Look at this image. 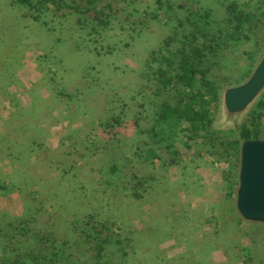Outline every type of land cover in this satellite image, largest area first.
<instances>
[{
  "label": "rangeland",
  "instance_id": "obj_1",
  "mask_svg": "<svg viewBox=\"0 0 264 264\" xmlns=\"http://www.w3.org/2000/svg\"><path fill=\"white\" fill-rule=\"evenodd\" d=\"M111 1L118 11L95 31L89 20L77 23L75 14L55 11L51 0L35 13L0 0V102L10 108L0 118L6 137L0 179L22 181L0 192V211L20 216L31 205L32 232L46 245L63 246L65 264L93 263V251L76 233L91 214L126 235L123 245L136 237L132 251L104 256L113 264H264L263 222L245 220L235 208L239 155L218 160L207 143L214 131L234 139L239 125H251L256 103H264V87L238 113H228L222 100L224 89L243 82L264 53V25L234 33L216 50H200L219 96L210 104L211 127L191 139L174 136L179 160L165 167L136 156L144 153L149 139L142 128L158 101L155 50L185 43L189 30L180 21L199 3L212 10L217 28L227 3L258 9L264 0H161L173 5L167 9L156 0ZM166 91L173 97V86ZM112 164L122 175L151 179L126 184ZM30 193L37 199H28ZM244 245L250 250L239 249Z\"/></svg>",
  "mask_w": 264,
  "mask_h": 264
},
{
  "label": "trees",
  "instance_id": "obj_2",
  "mask_svg": "<svg viewBox=\"0 0 264 264\" xmlns=\"http://www.w3.org/2000/svg\"><path fill=\"white\" fill-rule=\"evenodd\" d=\"M46 1L48 0H15L31 13L40 12V7ZM51 2L55 6V11L67 10L75 14L77 23L89 20L95 31L107 26L111 17L118 11L114 9L111 0H51ZM156 2L161 8L167 9L173 6L168 1L164 2V6L161 0ZM224 6L225 17L221 26L215 28L211 24L214 18L212 10L208 8L207 10L203 4H197L195 7L197 11L188 12L184 21H180L181 26L183 28L187 26L186 30H189L185 43H182L180 47L171 48L170 42H167L155 50L157 56L152 59L157 62V66L152 72V77L157 84L154 92L158 101L154 104L149 127L142 128L143 132H147L149 140H143L142 146L146 145L145 148L137 147L144 150L143 155L138 153L137 157L144 156L143 158H146L144 160L150 163L157 159L165 167L170 166L179 160V151L174 147L176 138L174 136L181 133L191 139L200 131L212 126L213 116L210 104L217 100L219 86L209 76L208 69L200 64V50L202 48L209 51L216 50L221 44H226L234 33L246 35L252 31V27L264 25V7L243 9L235 2H229ZM177 7L182 8L179 4ZM222 34H224L223 37ZM9 55L1 56V60L6 61ZM170 85L174 88V95L171 98L166 91ZM263 105L264 103H256L251 125L245 123L239 125L234 139L221 137L217 131L212 132L207 141L208 153L218 160L224 159L231 154L239 155L241 140L264 139V129L261 125V117L264 115V111L261 110ZM114 122H119L118 117ZM109 169L121 180H125L126 184L134 180L138 186L151 179L149 175L139 176L136 173L122 175L114 164L110 165ZM15 175L16 173L11 178ZM21 183L19 179L17 182L13 179L9 181L0 179V192L6 194L16 185L20 188ZM28 199L37 198L30 193ZM34 214L35 210L31 205L26 206L24 214L20 216L12 215L8 211H0V264H65L67 257L64 256L63 246L55 243L46 245L44 237L38 232H32L31 228L35 223L32 221ZM85 220L82 231L76 233L83 242L88 244L89 250L93 251V255H90L93 263L87 264L96 262L113 264L105 257L112 258L117 253L125 255L126 247H129L128 251L134 249L135 235L129 237L127 243L123 245L126 235L114 233L107 220H96L92 214ZM66 242L67 240L62 244L65 245ZM240 248L245 251L250 250L246 245ZM103 258L105 260H102Z\"/></svg>",
  "mask_w": 264,
  "mask_h": 264
},
{
  "label": "water",
  "instance_id": "obj_3",
  "mask_svg": "<svg viewBox=\"0 0 264 264\" xmlns=\"http://www.w3.org/2000/svg\"><path fill=\"white\" fill-rule=\"evenodd\" d=\"M263 87L264 53L243 82L224 89L225 110L242 111ZM235 206L243 219L264 223V139L247 138L240 142Z\"/></svg>",
  "mask_w": 264,
  "mask_h": 264
},
{
  "label": "crops",
  "instance_id": "obj_4",
  "mask_svg": "<svg viewBox=\"0 0 264 264\" xmlns=\"http://www.w3.org/2000/svg\"><path fill=\"white\" fill-rule=\"evenodd\" d=\"M10 112V108L8 107V105H6L4 102H0V118L3 117L8 113ZM11 119V118H10ZM0 132H3L1 131V128H0ZM2 134V133H0ZM1 138L2 139H5L6 137H1L0 136V141H1ZM3 142V141H2ZM1 143V142H0ZM5 156L3 155L2 151H0V165L2 162H6V159L4 158ZM243 222V221H242ZM241 222V223H242ZM242 242V241H241ZM222 255V254H221ZM214 258V257H213ZM222 259V257L219 258V260ZM225 260V259H224Z\"/></svg>",
  "mask_w": 264,
  "mask_h": 264
}]
</instances>
